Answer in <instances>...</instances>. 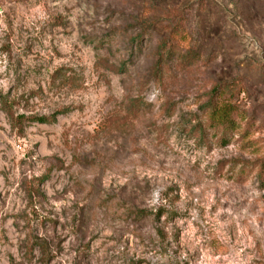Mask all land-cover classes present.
<instances>
[{"label": "rangeland", "instance_id": "rangeland-1", "mask_svg": "<svg viewBox=\"0 0 264 264\" xmlns=\"http://www.w3.org/2000/svg\"><path fill=\"white\" fill-rule=\"evenodd\" d=\"M0 264H264V0H0Z\"/></svg>", "mask_w": 264, "mask_h": 264}, {"label": "trees", "instance_id": "trees-1", "mask_svg": "<svg viewBox=\"0 0 264 264\" xmlns=\"http://www.w3.org/2000/svg\"><path fill=\"white\" fill-rule=\"evenodd\" d=\"M173 46L172 42H168L166 40H161L159 47L164 50L166 49V54L171 51V47ZM186 58V57H185ZM158 59H162L161 53L158 55ZM210 100L213 99V97L220 94L222 91L219 88L218 85H213L210 89ZM62 110H56L53 111L47 115H32V116H19V119H25L28 121L38 122V123H47V122H53L56 118V116L61 113ZM233 112H234V106L233 104H220L217 106V103L214 100L211 101L210 105V114H209V126L214 131H221L225 132L228 128H231L233 125ZM219 114V115H218ZM19 122L18 120L15 121V123Z\"/></svg>", "mask_w": 264, "mask_h": 264}]
</instances>
